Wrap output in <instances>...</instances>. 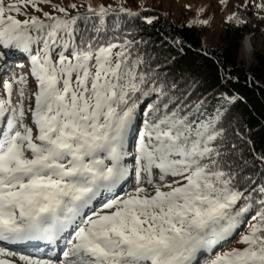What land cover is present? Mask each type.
<instances>
[{
  "label": "snow or ice",
  "instance_id": "obj_1",
  "mask_svg": "<svg viewBox=\"0 0 264 264\" xmlns=\"http://www.w3.org/2000/svg\"><path fill=\"white\" fill-rule=\"evenodd\" d=\"M235 7L226 24L264 32V0ZM160 15L0 0V264H264V147L239 77L202 47L218 65L202 90L141 30L117 36Z\"/></svg>",
  "mask_w": 264,
  "mask_h": 264
},
{
  "label": "trees",
  "instance_id": "obj_2",
  "mask_svg": "<svg viewBox=\"0 0 264 264\" xmlns=\"http://www.w3.org/2000/svg\"><path fill=\"white\" fill-rule=\"evenodd\" d=\"M146 12L144 15H152ZM155 14H161L160 18L149 27L141 21H136L135 25H126L117 36L123 37L128 31L139 29L141 35L150 39L151 45L148 51L161 56V58L176 57L179 62L177 73L180 71H194L195 75L202 81V90H211L218 85V65L213 59H206L201 48L209 49V55L216 61H220L224 68L231 71L233 76L239 77V82L232 87L234 92L243 95L247 100V105H241L238 114H242L243 121L255 133L253 139L257 148L264 147V51H254V63L250 66L239 59L241 42L247 33L253 35L264 32H253L252 27H245L237 30L229 24L225 25L218 37V46L205 45L202 34L198 27H187L184 21L172 24L163 11L155 10ZM251 25L257 29H264V21L254 18ZM139 38V37H137ZM180 39L184 42L183 54L177 52L175 41ZM254 78V82L248 80Z\"/></svg>",
  "mask_w": 264,
  "mask_h": 264
},
{
  "label": "rangeland",
  "instance_id": "obj_3",
  "mask_svg": "<svg viewBox=\"0 0 264 264\" xmlns=\"http://www.w3.org/2000/svg\"><path fill=\"white\" fill-rule=\"evenodd\" d=\"M6 2H14V0H6ZM81 0H52V3L58 4L60 6L67 7L72 3L79 4ZM105 4H111L114 7H119L121 3L125 7H133L137 10H140L141 7L154 9L163 11L167 14L169 21L172 24H178L181 21H184L187 25L191 22L193 25L199 28L203 42L205 45L210 46H218V37L222 32L225 25H227L224 20L225 17L231 12H237L236 4L242 2V0H227L228 6L227 11L221 6L220 0H100ZM43 8L44 11L52 12V8L50 5L41 4L39 5ZM200 9H206V11L201 12ZM22 10H26L29 15L36 14L40 15V13H35L31 7L22 8ZM69 12H72V9H68ZM81 11H84L82 8ZM73 14H75L73 12ZM240 17L244 19H248V16L243 12H239ZM211 17L210 24L208 26H200L199 20L201 18ZM20 19H24L23 16L19 17ZM254 18H252L253 22ZM246 35H250L252 38V45L255 50H263L264 51V36L261 34L253 35L252 33H247ZM245 35V36H246ZM244 36V37H245ZM244 39V38H243ZM243 41V40H242ZM242 48V42H241ZM2 51V49H0ZM239 59L245 64V66H250L254 63V59L251 62L246 63L241 59V51ZM9 65H25L24 71L27 72V64L28 61L26 58L20 54H16L13 56L11 60H9ZM12 71L14 73L19 72V68L13 67Z\"/></svg>",
  "mask_w": 264,
  "mask_h": 264
},
{
  "label": "clouds",
  "instance_id": "obj_4",
  "mask_svg": "<svg viewBox=\"0 0 264 264\" xmlns=\"http://www.w3.org/2000/svg\"><path fill=\"white\" fill-rule=\"evenodd\" d=\"M254 51L252 38L250 35H246L242 41L241 59L246 63L251 62L254 59Z\"/></svg>",
  "mask_w": 264,
  "mask_h": 264
},
{
  "label": "bare ground",
  "instance_id": "obj_5",
  "mask_svg": "<svg viewBox=\"0 0 264 264\" xmlns=\"http://www.w3.org/2000/svg\"><path fill=\"white\" fill-rule=\"evenodd\" d=\"M243 18V17H242ZM30 251H32V252H35V248H32V249H29Z\"/></svg>",
  "mask_w": 264,
  "mask_h": 264
}]
</instances>
